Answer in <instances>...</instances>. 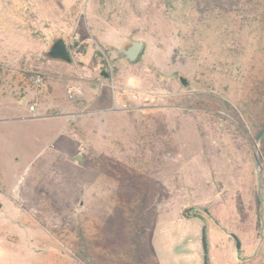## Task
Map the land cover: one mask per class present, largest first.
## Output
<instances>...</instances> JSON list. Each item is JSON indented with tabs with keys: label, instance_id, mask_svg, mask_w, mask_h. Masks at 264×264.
<instances>
[{
	"label": "rangeland",
	"instance_id": "rangeland-1",
	"mask_svg": "<svg viewBox=\"0 0 264 264\" xmlns=\"http://www.w3.org/2000/svg\"><path fill=\"white\" fill-rule=\"evenodd\" d=\"M252 1L243 20L187 0H0V264H143L148 228L151 264H204V230L211 264H264ZM59 37L71 62L48 55ZM47 81L78 111L41 109Z\"/></svg>",
	"mask_w": 264,
	"mask_h": 264
},
{
	"label": "trees",
	"instance_id": "trees-1",
	"mask_svg": "<svg viewBox=\"0 0 264 264\" xmlns=\"http://www.w3.org/2000/svg\"><path fill=\"white\" fill-rule=\"evenodd\" d=\"M176 0H163L165 5L172 7L173 3ZM191 2L193 5L194 9L199 13L201 17H204L209 14H229V13H239L241 15V18L244 20L246 19L250 14H253L254 18H259L260 15H262V11L260 10V3L252 5L254 3L252 0H187ZM262 110H263V116H262V122H261V128L258 132V137H260L264 133V96L262 99ZM258 203L260 202V199L258 197ZM186 212L184 211V214L186 216ZM151 222V221H150ZM153 222V221H152ZM152 226V223L151 225ZM150 228L147 230L143 231L139 243L141 245V252L143 250L146 251V257H144V260L142 261L143 264H151L152 259H150V251L149 245H148V236H149V231ZM133 238V237H132ZM134 239V238H133ZM147 239V241H146ZM203 246L205 250V261L204 264H211L208 256V250H207V237L205 234V230L203 232ZM238 248L240 249V243H237ZM144 248V249H143ZM145 253V252H144ZM142 256V255H140Z\"/></svg>",
	"mask_w": 264,
	"mask_h": 264
},
{
	"label": "water",
	"instance_id": "water-1",
	"mask_svg": "<svg viewBox=\"0 0 264 264\" xmlns=\"http://www.w3.org/2000/svg\"><path fill=\"white\" fill-rule=\"evenodd\" d=\"M143 46H144L143 40L132 39L130 41V44L126 48L117 49V51L119 53H122L123 57L126 60L135 61L140 56L142 49H143ZM48 55L53 59H59V60H63L66 62L72 61V57L70 54L69 47H68L66 41L64 40V38H62V37H59L53 41L51 47L48 50ZM101 75H103L106 78L110 76L109 73L106 71H102ZM180 80L185 85L188 83V80L185 77H180ZM257 161L258 160L256 158V167H258ZM258 180H259V188H260V178H258ZM259 196L261 198V194Z\"/></svg>",
	"mask_w": 264,
	"mask_h": 264
},
{
	"label": "crops",
	"instance_id": "crops-1",
	"mask_svg": "<svg viewBox=\"0 0 264 264\" xmlns=\"http://www.w3.org/2000/svg\"><path fill=\"white\" fill-rule=\"evenodd\" d=\"M48 85H46V89L44 94L42 95V102H40V104L38 103V106L41 107V109L43 110H48V111H60V114H68V113H75L78 111V107L79 105H77V103L74 104H70L69 102H61V100L56 99L55 97H53V90H54V86H52V81H47ZM51 90L48 93V90ZM36 104V103H35ZM255 253H253L248 259H252Z\"/></svg>",
	"mask_w": 264,
	"mask_h": 264
},
{
	"label": "built area",
	"instance_id": "built-area-1",
	"mask_svg": "<svg viewBox=\"0 0 264 264\" xmlns=\"http://www.w3.org/2000/svg\"><path fill=\"white\" fill-rule=\"evenodd\" d=\"M28 81L29 83H31L33 85L34 88L36 89H40L44 86L45 83V79H44V75L43 73L39 72V71H33L32 73H30L29 77H28ZM74 93L75 90L73 88H70L68 90V95L70 98L74 97ZM131 98L135 99V100H140V101H147L150 100L151 95H142V94H133L131 96ZM29 110L31 112H34L36 110V104L33 103L29 106Z\"/></svg>",
	"mask_w": 264,
	"mask_h": 264
}]
</instances>
